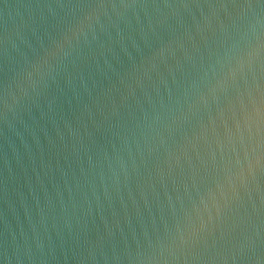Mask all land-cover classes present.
<instances>
[{"label": "water", "instance_id": "1", "mask_svg": "<svg viewBox=\"0 0 264 264\" xmlns=\"http://www.w3.org/2000/svg\"><path fill=\"white\" fill-rule=\"evenodd\" d=\"M0 264H264V0H0Z\"/></svg>", "mask_w": 264, "mask_h": 264}]
</instances>
